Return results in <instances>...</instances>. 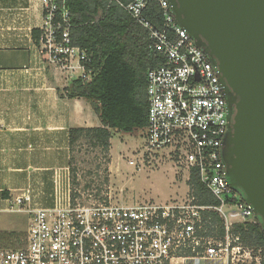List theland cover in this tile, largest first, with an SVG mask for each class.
Returning <instances> with one entry per match:
<instances>
[{
	"label": "built area",
	"instance_id": "1",
	"mask_svg": "<svg viewBox=\"0 0 264 264\" xmlns=\"http://www.w3.org/2000/svg\"><path fill=\"white\" fill-rule=\"evenodd\" d=\"M151 1H109L147 30L157 57L147 75L145 151L172 153L188 180L199 171L219 204L201 205L190 194L183 201L114 203L75 188L69 164L56 166L49 193L29 187L9 200L6 210L25 212L29 225L22 245L0 248V264H264V247L245 244L237 228L256 223L257 215L231 184L222 157L228 109L218 68L168 0H157L161 19L152 23ZM41 7L40 43H34L42 68L48 61L85 77L91 58L73 43L69 8L58 0H41Z\"/></svg>",
	"mask_w": 264,
	"mask_h": 264
},
{
	"label": "trees",
	"instance_id": "2",
	"mask_svg": "<svg viewBox=\"0 0 264 264\" xmlns=\"http://www.w3.org/2000/svg\"><path fill=\"white\" fill-rule=\"evenodd\" d=\"M58 1L65 2L70 10L73 43L86 50L91 58L85 63V77L73 79L65 96L86 99L101 123L98 127L69 129L71 154L88 146L109 163L114 132L133 133L148 126L147 75L156 65L157 57L150 48L147 30L118 4H110V0ZM146 15L152 23H160L157 0L151 1ZM40 37V28H33L32 38L37 45ZM72 175L74 180L78 178L76 168H72ZM187 184L197 203L219 204L196 169L192 170ZM238 190L245 200L243 192ZM3 195L7 196L5 192ZM211 214L221 224L219 214L214 211ZM237 228L245 244L264 247V225L259 216L256 223L238 224ZM25 235V232L0 230V248L22 245Z\"/></svg>",
	"mask_w": 264,
	"mask_h": 264
},
{
	"label": "crops",
	"instance_id": "3",
	"mask_svg": "<svg viewBox=\"0 0 264 264\" xmlns=\"http://www.w3.org/2000/svg\"><path fill=\"white\" fill-rule=\"evenodd\" d=\"M41 22V0H0V212L29 187L49 193L52 169L69 164V129L98 127L86 99L61 96L42 72Z\"/></svg>",
	"mask_w": 264,
	"mask_h": 264
},
{
	"label": "water",
	"instance_id": "4",
	"mask_svg": "<svg viewBox=\"0 0 264 264\" xmlns=\"http://www.w3.org/2000/svg\"><path fill=\"white\" fill-rule=\"evenodd\" d=\"M218 68L227 101L222 157L264 225V0H168Z\"/></svg>",
	"mask_w": 264,
	"mask_h": 264
},
{
	"label": "rangeland",
	"instance_id": "5",
	"mask_svg": "<svg viewBox=\"0 0 264 264\" xmlns=\"http://www.w3.org/2000/svg\"><path fill=\"white\" fill-rule=\"evenodd\" d=\"M41 70L61 82L54 83L55 90L65 92L61 96L66 95L67 87L79 75V72L64 74L48 61L46 70ZM91 114H94L97 120L95 124L100 126L97 115L93 112ZM111 143L109 163L100 158L102 156L100 152L88 146L76 149L70 154L67 163L71 168L77 169L78 178L74 180L72 175L75 188L81 191L89 190L94 195L99 193L97 196L107 201L109 199L114 203L122 201L123 204L183 201L188 198L190 193L185 167L172 153L147 154L144 130L133 133L114 132ZM131 160L136 161L137 166L130 165ZM107 179L109 181H106ZM28 225L29 219L25 212L9 210L0 212L1 231L25 232Z\"/></svg>",
	"mask_w": 264,
	"mask_h": 264
}]
</instances>
